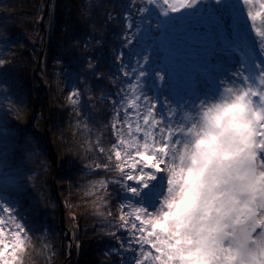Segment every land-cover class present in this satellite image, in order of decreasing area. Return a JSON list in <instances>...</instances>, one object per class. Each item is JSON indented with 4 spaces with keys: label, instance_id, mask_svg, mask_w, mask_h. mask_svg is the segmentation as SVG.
Listing matches in <instances>:
<instances>
[{
    "label": "snow or ice",
    "instance_id": "obj_1",
    "mask_svg": "<svg viewBox=\"0 0 264 264\" xmlns=\"http://www.w3.org/2000/svg\"><path fill=\"white\" fill-rule=\"evenodd\" d=\"M121 9L106 19L120 20L137 59L112 56L116 91L95 97L112 110L109 136L84 145L97 177L86 196L101 235L116 241L104 264H264V0H122ZM161 38L207 52L195 54L180 87L161 66ZM221 51L239 59L225 67ZM7 56L0 49V96L12 84ZM99 67L87 63L93 76ZM150 75L159 97L145 91ZM83 92L75 86L69 104L79 107ZM7 135L0 124V264H24L37 228L22 203L24 171L4 170Z\"/></svg>",
    "mask_w": 264,
    "mask_h": 264
},
{
    "label": "trees",
    "instance_id": "obj_2",
    "mask_svg": "<svg viewBox=\"0 0 264 264\" xmlns=\"http://www.w3.org/2000/svg\"><path fill=\"white\" fill-rule=\"evenodd\" d=\"M45 2L0 0V49L8 52L9 60L15 56L9 69L12 84L0 96V124L8 132L3 145L4 170L7 175H15L18 169L35 172L26 179L28 185L22 195V203L30 209L28 215L37 228L24 264H62L67 254L60 199L53 192L54 164L45 133L49 107V132L60 165L57 190L65 207V225L74 232L73 252L65 263L104 264V251L116 241L101 235L100 218L93 206L95 197L86 196L80 187L81 182L97 179L87 174L86 166L95 153L87 152L84 145L99 135L107 141L109 133L104 126L110 122L112 110L107 102L97 103L95 97L110 88L116 91L110 75L119 65L112 61L114 53L124 51V62L134 65L138 44L125 47L120 20L106 19L109 14L117 16L122 0H50L45 20L46 49L38 64ZM90 60L99 62L97 76L103 72V80L89 73ZM44 80L48 82L49 101L41 85ZM75 86L84 89L79 107L71 106L69 94H65L67 88L72 91ZM78 120L83 123L77 125ZM111 200L115 212V194ZM84 224L89 226L84 228Z\"/></svg>",
    "mask_w": 264,
    "mask_h": 264
},
{
    "label": "rangeland",
    "instance_id": "obj_3",
    "mask_svg": "<svg viewBox=\"0 0 264 264\" xmlns=\"http://www.w3.org/2000/svg\"><path fill=\"white\" fill-rule=\"evenodd\" d=\"M251 39H253V38L250 36V40ZM160 47L162 49L161 58L166 61V63L161 65V66L164 67L165 71L169 73V80L174 87H180L181 84L183 83L184 77H185L186 73L189 71L192 60H193V58L197 52L199 53L198 58L201 60H203L207 55V52L204 49H197V48L193 47L192 45H190L186 42L183 44L177 45L170 38H161ZM173 47L178 48L179 53H180L179 55H177L175 57H172L169 54V49L173 48ZM217 59L219 60V62L223 66L227 67V66L234 65L235 62L239 59V57L234 53L229 54L227 52L221 51L217 54ZM42 83L48 84L47 80L46 81L44 80ZM147 84H148V87L145 89V91L148 92V94L151 96L159 97L161 95V92L164 91L163 87L160 86V82L155 81V77L152 75H150L147 78ZM46 90H47L46 94H47V98H48L49 97L48 87ZM69 92H70V89L67 88L65 90V94H69ZM49 108H48V111H49ZM51 161H53V160L51 159ZM51 172H52V174H54V172H55L54 166L51 167ZM34 173L35 172H33V171H28V172H24V175L27 179V178L31 177L32 175H34ZM54 180L55 179L53 177V179H52L53 183H54ZM91 181H93V179H89L87 181L81 182L80 183L81 189L88 192L89 191V185H90ZM27 185L28 184L26 182V187H27ZM59 199L61 202L62 199L61 198H59ZM88 226L89 225L84 224V228H87ZM73 236H74V232H73ZM77 254H78V251H77Z\"/></svg>",
    "mask_w": 264,
    "mask_h": 264
},
{
    "label": "water",
    "instance_id": "obj_4",
    "mask_svg": "<svg viewBox=\"0 0 264 264\" xmlns=\"http://www.w3.org/2000/svg\"><path fill=\"white\" fill-rule=\"evenodd\" d=\"M49 3H50V0H46L45 2V6H44V13L41 17V20H40V26H41V29L43 30L44 32V36H43V45L40 49V53H39V56H38V64L41 62L42 60V57L45 53V49H46V33H47V29L45 28V20H46V17H47V14L49 12V9H50V6H49ZM46 89H47V86L46 85H43ZM46 133L48 135V139H49V146H50V151H51V154H52V157H53V161L57 164V159H56V149L53 145V142L51 140V137H50V134H49V130H48V126H49V112L46 116ZM54 192L58 195V191H57V184L55 182V188H54ZM59 196V195H58ZM60 198V197H59ZM60 205H61V209H60V222H61V226L62 228L64 229L65 233H66V240H67V249H66V259L67 258H70L71 255H72V252H73V232L68 229L65 225V208H64V205L62 203V201L60 202ZM66 259L62 262V264H66Z\"/></svg>",
    "mask_w": 264,
    "mask_h": 264
},
{
    "label": "bare ground",
    "instance_id": "obj_5",
    "mask_svg": "<svg viewBox=\"0 0 264 264\" xmlns=\"http://www.w3.org/2000/svg\"><path fill=\"white\" fill-rule=\"evenodd\" d=\"M42 47V46H41ZM43 58V57H42ZM42 61V60H41ZM43 82V81H42ZM41 85H42V87L45 89V91L47 92V90H46V88L43 86V85H46L47 87H48V85L47 84H43V83H41ZM48 101H49V97H48ZM49 114H50V108H49ZM48 112H47V114H48ZM49 124H50V121H49ZM46 127H47V125H46ZM48 130H49V126H48ZM45 133H46V130H45ZM49 134H50V132H49ZM46 135H47V133H46ZM47 137H48V135H47ZM51 137V136H50ZM53 142V141H52ZM54 145V144H53ZM49 148H50V146H49ZM50 153H51V151H50ZM51 157H52V154H51ZM56 159H57V164L53 161V164H54V170H55V172H54V175H53V177H54V188H55V182H56V184H57V177H58V174H59V172H60V165H59V162H58V158H57V153H56ZM52 160H53V157H52ZM57 187H58V185H57ZM58 191V190H57ZM54 192V191H53ZM54 194H55V196L59 199V197H60V195H59V192H58V195L54 192Z\"/></svg>",
    "mask_w": 264,
    "mask_h": 264
},
{
    "label": "clouds",
    "instance_id": "obj_6",
    "mask_svg": "<svg viewBox=\"0 0 264 264\" xmlns=\"http://www.w3.org/2000/svg\"><path fill=\"white\" fill-rule=\"evenodd\" d=\"M96 211V210H95Z\"/></svg>",
    "mask_w": 264,
    "mask_h": 264
}]
</instances>
